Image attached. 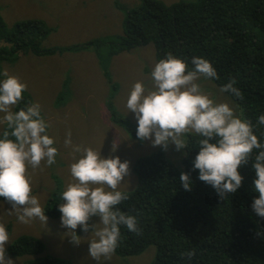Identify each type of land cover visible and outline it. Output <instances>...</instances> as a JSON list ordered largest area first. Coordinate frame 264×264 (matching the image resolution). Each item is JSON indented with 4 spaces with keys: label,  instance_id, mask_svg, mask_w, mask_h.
<instances>
[{
    "label": "trees",
    "instance_id": "1",
    "mask_svg": "<svg viewBox=\"0 0 264 264\" xmlns=\"http://www.w3.org/2000/svg\"><path fill=\"white\" fill-rule=\"evenodd\" d=\"M54 31L40 19L17 21L9 28L0 16V62L19 55L41 57L100 45L96 40L63 48H41V40ZM104 44L109 45L112 56L152 44L157 62L171 52L188 60L189 67L192 57L206 58L219 76L210 80L216 86L230 78L237 81L243 99L225 94L239 105L244 118L256 126L257 118L264 114V0H192L171 5L142 0L137 8L125 13L120 41ZM105 77L108 79L106 73ZM22 95L27 104L29 96ZM19 108L22 107L18 105L15 111ZM110 119L126 130L132 129L125 119L113 114ZM254 133L264 143V125L254 127ZM199 139L188 135L184 149V173L190 174L191 191L183 188L181 172L164 153L158 151L135 161L131 172L137 179L136 188L126 192L128 199L117 207L137 216L141 231L136 234L121 226L116 256H137L154 246L156 256L151 264H264V218L251 207L259 195L251 166L257 150L238 169L243 176L241 187L235 194L220 199L212 186L198 179V170L193 169ZM0 202L7 204L2 197ZM59 204V199L51 198L44 214L50 219L59 218ZM6 229L9 231L10 225ZM193 249L196 254L189 261L182 254ZM45 250L40 240L27 235L20 236L6 249L12 259L39 256ZM69 262L49 255L23 264Z\"/></svg>",
    "mask_w": 264,
    "mask_h": 264
},
{
    "label": "clouds",
    "instance_id": "2",
    "mask_svg": "<svg viewBox=\"0 0 264 264\" xmlns=\"http://www.w3.org/2000/svg\"><path fill=\"white\" fill-rule=\"evenodd\" d=\"M189 61L169 52L156 62L150 73L151 87L143 81L133 84L126 100L128 112L137 122L136 136L148 140L153 146L167 150L169 144L177 151L187 148V136L196 135L199 150L193 160L198 179L212 186L218 197L235 194L242 185L243 176L238 169L249 162L254 150L252 168L255 171L254 188L258 198L251 205L255 214L264 218V143L254 133V127L264 125V114L254 126L240 114L239 105L231 100L218 101L211 91L199 81L219 79L216 69L206 58L194 56ZM0 80V197L10 205L9 215L16 214L21 224L38 218L43 224L48 220L40 199L33 194L29 168L37 169L42 162L47 166L56 163L60 154L54 146L51 127L42 115L39 103H31L14 111L23 100L27 85L5 70ZM230 78L218 88V93H229L243 99ZM71 130L66 132L64 147L70 148L72 163L70 179L60 196L58 205L62 227L69 229L71 242L79 244L78 233H91L88 254L100 264L108 261L119 245L121 226L140 234L137 216L122 212L118 205L128 199L120 189L129 175V162H121L118 156L104 157L100 150L81 144H73ZM117 144L114 142L111 151ZM180 183L191 191L190 174L182 172ZM92 217L98 222L89 223ZM82 231V232H80ZM10 235L0 223V264H14L7 255L6 245ZM195 250L183 253L189 261Z\"/></svg>",
    "mask_w": 264,
    "mask_h": 264
},
{
    "label": "rangeland",
    "instance_id": "3",
    "mask_svg": "<svg viewBox=\"0 0 264 264\" xmlns=\"http://www.w3.org/2000/svg\"><path fill=\"white\" fill-rule=\"evenodd\" d=\"M159 1L171 5L192 0ZM141 3L142 0H0V16L9 28L17 21L32 19H40L49 28H55L46 39L41 40L43 49L96 40L100 42L98 46L80 51L55 52L41 57L19 55L0 62V80L5 78L3 73L6 70L27 85L24 93L29 96L28 103L22 101L19 107L34 102L40 104L42 115L51 126L49 135L54 137V146L60 153L52 166L42 162L40 168H29L33 194L38 196L43 208L51 198L59 199L60 204L64 202L60 194L70 179L69 166L73 162L71 149L64 147L68 130H71L73 144L89 146L100 150L104 157L118 156L121 162H129V175L119 189L123 192L136 188L137 179L131 172L135 161L158 151L164 153L173 167L184 172L185 150L177 151L172 144L164 150L148 140L138 139L134 114L128 112L125 106L135 82L143 81L146 87H151L150 73L157 62L155 47L149 44L112 56L109 45L104 44L120 41L125 13ZM199 83L218 101H233L225 93L219 94V87L210 80L201 78ZM111 114L125 119L132 129L126 130L113 123ZM5 127L0 124V131ZM114 142L117 148L112 152ZM10 210V205L0 202V223L6 228L10 225V240L6 249L22 235L34 237L46 246L42 255L16 257L13 258L14 264L49 255L69 259L70 264H97L88 254V242L93 238L91 230L90 235H80V243L75 244L70 240V230L61 226L60 217L48 218L45 224L38 218L21 224L15 213L8 214ZM98 219L92 217L89 223H96ZM78 230L79 227L75 230L77 235ZM155 256L156 248L149 246L137 256L120 258L112 255L110 260H102L100 264H151Z\"/></svg>",
    "mask_w": 264,
    "mask_h": 264
},
{
    "label": "crops",
    "instance_id": "4",
    "mask_svg": "<svg viewBox=\"0 0 264 264\" xmlns=\"http://www.w3.org/2000/svg\"><path fill=\"white\" fill-rule=\"evenodd\" d=\"M85 234L90 235V234H88V233H85ZM113 255H114V254H113ZM54 256H56V255H54ZM56 257H58V256H56Z\"/></svg>",
    "mask_w": 264,
    "mask_h": 264
}]
</instances>
